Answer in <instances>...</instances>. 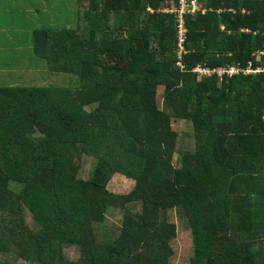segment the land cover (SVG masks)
<instances>
[{
  "label": "trees",
  "instance_id": "trees-1",
  "mask_svg": "<svg viewBox=\"0 0 264 264\" xmlns=\"http://www.w3.org/2000/svg\"><path fill=\"white\" fill-rule=\"evenodd\" d=\"M199 1L182 45L180 0H79L75 26L32 32L35 55L78 83L0 87V264H171L173 211L190 264H264V0ZM174 119L192 124L193 151H178ZM115 175L129 194L109 192Z\"/></svg>",
  "mask_w": 264,
  "mask_h": 264
},
{
  "label": "rangeland",
  "instance_id": "rangeland-1",
  "mask_svg": "<svg viewBox=\"0 0 264 264\" xmlns=\"http://www.w3.org/2000/svg\"><path fill=\"white\" fill-rule=\"evenodd\" d=\"M77 5V2H75ZM166 11V10H165ZM197 13V12H196ZM58 18L56 19L55 25L51 28L60 29L62 28H71L75 26V23H71L70 20L76 18L78 19V15L64 16L63 14H58ZM63 15V16H61ZM33 16V17H32ZM32 16L26 15L24 17L22 29L26 30L25 38H22V41H19V44L22 45L24 49V53L22 56L16 57L17 62H5L7 66L5 69V73L3 76H0V87H8V86H21V87H62V88H70L74 87L78 83V78L72 74L65 73H54L51 72L48 68L47 62L38 56L35 55L33 47H32V27H34L33 18L35 22L39 21L40 24L43 23L45 18H52L54 16L51 15H38L35 14ZM183 32H186V28L184 23L182 24ZM181 29V27H180ZM180 34V31H179ZM180 53L183 50L181 46H179ZM15 63H18L16 65ZM24 66L25 68H23ZM200 75V73H198ZM165 94V87L159 86L157 92L158 103L160 107H163ZM173 128L176 132L180 134L178 151H193L195 148V140H194V132L192 124L186 120H173ZM178 156H175V162ZM94 165V160L85 159L82 163V168L80 171V176L84 179H89L91 170ZM135 182L131 179H128L121 175H115L110 183L108 184L107 189L109 192L114 194H129L134 188ZM132 208V205H130ZM136 208V207H135ZM25 222L29 227L36 229L37 227L34 225L33 217L27 212ZM170 218L173 222L177 224L178 228V236L177 239L172 243V247L175 251V255L172 258L171 264H190L191 258L194 255V247L192 240L191 229L187 224V220L180 216L178 211H173L170 214ZM122 212L111 209L107 213V218L104 223V231L111 232L117 231L122 225ZM98 232V231H97ZM103 231H100L98 234L102 235ZM113 235V234H112ZM68 256L75 260L79 257V253L76 249L72 248L68 250ZM15 264H30L22 259H15Z\"/></svg>",
  "mask_w": 264,
  "mask_h": 264
},
{
  "label": "crops",
  "instance_id": "crops-1",
  "mask_svg": "<svg viewBox=\"0 0 264 264\" xmlns=\"http://www.w3.org/2000/svg\"><path fill=\"white\" fill-rule=\"evenodd\" d=\"M75 2H77V5ZM82 5L88 7L89 3L85 2ZM82 11L83 8L79 0H0V76H3L5 73L6 61L17 62L15 58L22 56L24 53V49L19 44V41L25 38V32H27L21 28L26 15L54 16L52 18H45L42 24H40V18L38 22H35L31 18L34 23V27H32L33 32L43 25L54 26L59 16L58 14L77 16ZM70 22L73 23L74 19H71ZM54 29L56 28L54 27Z\"/></svg>",
  "mask_w": 264,
  "mask_h": 264
},
{
  "label": "built area",
  "instance_id": "built-area-1",
  "mask_svg": "<svg viewBox=\"0 0 264 264\" xmlns=\"http://www.w3.org/2000/svg\"><path fill=\"white\" fill-rule=\"evenodd\" d=\"M181 3V8L180 10L176 9L175 12L178 14V18H179V37H180V45H182L184 38H185V33L183 32V28H182V24L184 23V18L183 15L186 13H192L195 14L196 12H198L200 10V1L199 0H180ZM174 10H166V12L169 13H173ZM181 27V29H180ZM196 72L200 73L201 76H207V75H211L213 72L209 69H203L201 67H198L196 70ZM216 72L223 74L224 71L223 70H217ZM236 74L237 70L235 69H230L229 70V74Z\"/></svg>",
  "mask_w": 264,
  "mask_h": 264
},
{
  "label": "clouds",
  "instance_id": "clouds-1",
  "mask_svg": "<svg viewBox=\"0 0 264 264\" xmlns=\"http://www.w3.org/2000/svg\"><path fill=\"white\" fill-rule=\"evenodd\" d=\"M198 73V72H197Z\"/></svg>",
  "mask_w": 264,
  "mask_h": 264
}]
</instances>
